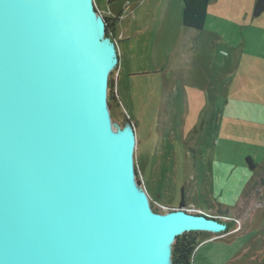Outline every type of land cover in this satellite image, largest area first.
Masks as SVG:
<instances>
[{
  "label": "water",
  "instance_id": "water-1",
  "mask_svg": "<svg viewBox=\"0 0 264 264\" xmlns=\"http://www.w3.org/2000/svg\"><path fill=\"white\" fill-rule=\"evenodd\" d=\"M106 34L93 0H0V264H151L184 233L225 229L142 203L111 122Z\"/></svg>",
  "mask_w": 264,
  "mask_h": 264
},
{
  "label": "rangeland",
  "instance_id": "rangeland-1",
  "mask_svg": "<svg viewBox=\"0 0 264 264\" xmlns=\"http://www.w3.org/2000/svg\"><path fill=\"white\" fill-rule=\"evenodd\" d=\"M111 1L95 3L103 16L119 17L115 30L126 39L109 78L118 100L108 107L113 127L137 139L135 182L151 211L205 213L225 227L196 232L192 264H264L259 0H211L200 31L182 25L183 0Z\"/></svg>",
  "mask_w": 264,
  "mask_h": 264
},
{
  "label": "trees",
  "instance_id": "trees-1",
  "mask_svg": "<svg viewBox=\"0 0 264 264\" xmlns=\"http://www.w3.org/2000/svg\"><path fill=\"white\" fill-rule=\"evenodd\" d=\"M112 3L109 0V4ZM210 0H183L182 24L185 28L194 30H203L209 8ZM106 23L107 37L114 39V31L119 21V17H103ZM115 82L110 79L108 86V104L117 102V92L115 91ZM184 199L181 202V206ZM229 227V226H228ZM230 231H228L226 234ZM199 238L196 232H188L176 238L172 246L171 262L172 264H192V258L199 246Z\"/></svg>",
  "mask_w": 264,
  "mask_h": 264
},
{
  "label": "bare ground",
  "instance_id": "bare-ground-1",
  "mask_svg": "<svg viewBox=\"0 0 264 264\" xmlns=\"http://www.w3.org/2000/svg\"><path fill=\"white\" fill-rule=\"evenodd\" d=\"M119 140L123 147L128 149H135L134 139L130 136L128 131H119ZM134 155V154H133ZM141 201L143 204H149L147 195L143 192L141 194ZM172 244H166L162 247V250L158 256L154 258L151 264H170V249Z\"/></svg>",
  "mask_w": 264,
  "mask_h": 264
},
{
  "label": "crops",
  "instance_id": "crops-1",
  "mask_svg": "<svg viewBox=\"0 0 264 264\" xmlns=\"http://www.w3.org/2000/svg\"><path fill=\"white\" fill-rule=\"evenodd\" d=\"M210 5H211V0H210V4H209V7H210ZM208 10H209V8H208ZM183 25V24H182ZM115 33V35H114V37H115V40L117 41V46H116V53H117V59H118V53L119 54H121V49H122V46H121V42H123L126 38H125V36H122V35H118L117 33H116V30L114 31ZM118 64H119V59H118ZM118 64L116 65V68H117V66H118ZM116 84V83H115ZM117 105V104H116ZM119 105V104H118ZM136 142H137V139H136ZM232 232H235L234 230H230L228 233H232ZM204 233V232H203ZM202 232H199V235L202 237L204 234H203ZM199 236V237H200ZM219 237H217V238H213V239H205V241H216L217 239H218ZM206 245H208V244H206ZM206 245H204L202 248H201V250L202 249H204L205 248V246ZM194 257V256H193ZM208 260V259H207ZM207 260H206V263H203V264H207ZM192 261H193V258H192Z\"/></svg>",
  "mask_w": 264,
  "mask_h": 264
},
{
  "label": "built area",
  "instance_id": "built-area-1",
  "mask_svg": "<svg viewBox=\"0 0 264 264\" xmlns=\"http://www.w3.org/2000/svg\"><path fill=\"white\" fill-rule=\"evenodd\" d=\"M93 4H94V8H95V10L102 16V17H104L103 16V14H101L100 12H99V10L97 9V6H96V3H95V0H93ZM110 17V16H109ZM113 18V17H112ZM105 37H107V36H105ZM110 38V37H109ZM114 43H115V46H117V41L115 40V37H114V39L112 40ZM115 50H116V47H115ZM116 69H114L113 71H111L110 72V74H109V78H110V76H112L113 75V73H114V71H115ZM108 82H109V79H108ZM108 85H109V83H108ZM203 214V213H202Z\"/></svg>",
  "mask_w": 264,
  "mask_h": 264
}]
</instances>
